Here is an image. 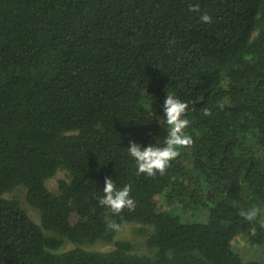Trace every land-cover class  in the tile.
I'll list each match as a JSON object with an SVG mask.
<instances>
[{
	"label": "trees",
	"instance_id": "obj_1",
	"mask_svg": "<svg viewBox=\"0 0 264 264\" xmlns=\"http://www.w3.org/2000/svg\"><path fill=\"white\" fill-rule=\"evenodd\" d=\"M168 92L193 143L137 175L127 149L163 146ZM106 178L135 211L99 205ZM239 235L264 252V0H0V264H264Z\"/></svg>",
	"mask_w": 264,
	"mask_h": 264
},
{
	"label": "clouds",
	"instance_id": "obj_2",
	"mask_svg": "<svg viewBox=\"0 0 264 264\" xmlns=\"http://www.w3.org/2000/svg\"><path fill=\"white\" fill-rule=\"evenodd\" d=\"M188 10L199 13V5H189ZM200 20L205 24L212 23V17L207 12L200 16ZM188 109V103L168 92L163 104L166 119L162 121L167 126L163 146L141 147L131 142V146L127 149L136 163L137 175L146 174L150 178H155L157 173L164 175L170 163L180 155V149L192 145L193 141L185 131L190 125V121L184 118ZM203 114L209 116L211 111L205 108ZM131 187V184H128L117 189L112 179L106 178L103 195L98 198L99 205L108 209L113 215H120L125 209L130 212L135 211V201L130 197ZM240 215L252 221L257 216V211L255 209L241 211ZM106 227L113 231L120 229V225L115 223H107Z\"/></svg>",
	"mask_w": 264,
	"mask_h": 264
},
{
	"label": "rangeland",
	"instance_id": "obj_3",
	"mask_svg": "<svg viewBox=\"0 0 264 264\" xmlns=\"http://www.w3.org/2000/svg\"><path fill=\"white\" fill-rule=\"evenodd\" d=\"M61 180H69L68 172L63 170L59 171L54 178L47 182V187L51 191L56 192L58 190L59 182ZM19 194H21V192H19ZM24 207L25 209H27L28 214L35 222H41V216L39 211L32 209L26 203H24ZM135 227L136 224L133 223L124 225L123 227H121L117 239L135 241L136 251H148V249L145 247L144 239L134 233ZM72 247L73 245L68 243L65 249H70ZM233 247L245 260H262L264 258V252L260 248H257L256 246L252 245L249 240L243 235H239L234 239ZM92 248L99 251H109L112 250L114 246L112 244H105L99 242L95 244Z\"/></svg>",
	"mask_w": 264,
	"mask_h": 264
}]
</instances>
